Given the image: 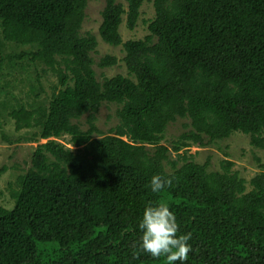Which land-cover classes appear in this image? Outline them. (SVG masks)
Returning <instances> with one entry per match:
<instances>
[{"label":"trees","instance_id":"obj_1","mask_svg":"<svg viewBox=\"0 0 264 264\" xmlns=\"http://www.w3.org/2000/svg\"><path fill=\"white\" fill-rule=\"evenodd\" d=\"M143 1L105 0L98 36L121 47L127 76L99 82L97 38L80 34L88 0H0V118L20 134L2 140L37 143L0 204V264H165L132 256L158 202L191 233L184 264H264V158L246 181L229 160L213 171L187 154L235 132L264 152V0H152L148 34L122 41L123 16L132 31ZM103 103L119 106L107 134L95 124ZM177 119L184 130L166 146ZM153 175L172 186L152 193Z\"/></svg>","mask_w":264,"mask_h":264},{"label":"rangeland","instance_id":"obj_2","mask_svg":"<svg viewBox=\"0 0 264 264\" xmlns=\"http://www.w3.org/2000/svg\"><path fill=\"white\" fill-rule=\"evenodd\" d=\"M126 7L124 0H116ZM105 5V0H88L85 11L84 20L80 28V34L85 36L87 33L94 35L97 38V47L91 53L93 59V68L95 70L96 78L102 82L105 78H111L117 74L127 76L126 68L122 62L123 52L121 47H112L100 39L98 36V28L101 23V11ZM140 17L135 28L130 31L125 25V16H123L122 23L119 27V33L122 41L143 39L148 34L145 21H148L154 16V9L152 0H144L140 9ZM114 56L118 60L117 64L108 68H99L97 63L106 56ZM44 91L49 93V85L56 83V78L48 72L41 80ZM119 106L116 104L103 103L96 114V127L102 134H107L108 130L114 127L117 123L116 110ZM86 116H82L78 123L80 127L85 130L87 128ZM185 120L177 119L174 123L167 126L165 137L162 143L170 146V142L174 140L183 130V122ZM75 122V121H73ZM0 167H6V170L0 177V204L9 206L12 203L11 192L17 189L16 179L19 175L25 173L30 167V156L37 145L34 142H19L7 144L2 140L1 132H3L10 139H15L20 134H16L10 126L4 124V119L0 118ZM26 135V134H25ZM29 136V135H27ZM67 137L61 138L59 142L67 145ZM42 140L40 143H44ZM188 155H193L194 161L197 163H204L209 160V169L218 170L219 164L223 159L229 160L233 163L232 170L236 171L238 175L249 181L258 172V164L256 158H264V152L256 149L249 143V136L243 135L239 132L231 134L227 139L218 140L205 147L191 146ZM173 156V155H172Z\"/></svg>","mask_w":264,"mask_h":264},{"label":"clouds","instance_id":"obj_3","mask_svg":"<svg viewBox=\"0 0 264 264\" xmlns=\"http://www.w3.org/2000/svg\"><path fill=\"white\" fill-rule=\"evenodd\" d=\"M172 186V179L153 175L149 187L152 193H160ZM141 236L138 245L133 246L132 256L138 259L147 254L153 259L163 258L165 264H184L193 251L188 243L191 233L178 235L179 225L175 214L163 202L149 203L143 211L138 224Z\"/></svg>","mask_w":264,"mask_h":264}]
</instances>
